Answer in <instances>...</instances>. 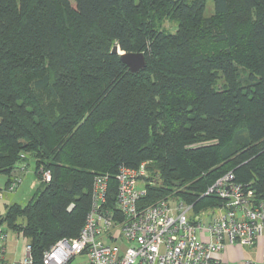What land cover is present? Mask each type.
<instances>
[{
  "label": "trees",
  "instance_id": "16d2710c",
  "mask_svg": "<svg viewBox=\"0 0 264 264\" xmlns=\"http://www.w3.org/2000/svg\"><path fill=\"white\" fill-rule=\"evenodd\" d=\"M115 45L145 67L130 72ZM28 157L50 178L0 226L27 238L31 264L78 234L95 175L111 203L120 165L146 162L144 204L214 209L205 192L230 171L264 199V0H0L6 189Z\"/></svg>",
  "mask_w": 264,
  "mask_h": 264
},
{
  "label": "built area",
  "instance_id": "2783aa9c",
  "mask_svg": "<svg viewBox=\"0 0 264 264\" xmlns=\"http://www.w3.org/2000/svg\"><path fill=\"white\" fill-rule=\"evenodd\" d=\"M20 171L12 172L7 190L17 187ZM40 177L47 181L50 172L42 171ZM148 177L146 162L136 167L120 165L113 200L108 203L110 177L95 175L90 208L78 234L56 240L43 252L42 263L229 264L216 256L226 245L251 246L257 242H261L264 262V199H256L254 189L236 181L231 171L205 192L218 196L220 204L198 212L178 195L142 203L146 184H153ZM5 240L0 226V264ZM33 260L27 241L18 264Z\"/></svg>",
  "mask_w": 264,
  "mask_h": 264
},
{
  "label": "crops",
  "instance_id": "0c3cea01",
  "mask_svg": "<svg viewBox=\"0 0 264 264\" xmlns=\"http://www.w3.org/2000/svg\"><path fill=\"white\" fill-rule=\"evenodd\" d=\"M20 182L13 191H8L6 189L8 176L4 173H0V215L5 211V207L8 203L16 202L19 204H24L32 195L34 188L37 185V176L34 172L33 167L27 165L26 169L19 172ZM23 190L25 201H20L18 193ZM27 197V198H26ZM6 233L5 250L3 261L4 263H18L23 254L24 244L28 241L23 234L15 232L11 229H5L2 227ZM218 258L228 262L229 264H264L261 261V242H257L251 246H236V245H226L223 250L217 253Z\"/></svg>",
  "mask_w": 264,
  "mask_h": 264
},
{
  "label": "water",
  "instance_id": "95a60500",
  "mask_svg": "<svg viewBox=\"0 0 264 264\" xmlns=\"http://www.w3.org/2000/svg\"><path fill=\"white\" fill-rule=\"evenodd\" d=\"M111 52L118 53L121 61L128 67V69L132 73H138L146 65L145 57L142 52L120 51L118 46L116 45L111 48Z\"/></svg>",
  "mask_w": 264,
  "mask_h": 264
},
{
  "label": "rangeland",
  "instance_id": "374dc122",
  "mask_svg": "<svg viewBox=\"0 0 264 264\" xmlns=\"http://www.w3.org/2000/svg\"><path fill=\"white\" fill-rule=\"evenodd\" d=\"M208 6H211V1H208ZM27 161H28L29 166H32L33 167V159L31 157H28V160ZM24 194L25 193L23 192V190H21L18 193V196H19L18 198H19L20 201H25V200L28 199L27 197H26L27 199H25ZM173 195H175V194H171L170 195V198H173Z\"/></svg>",
  "mask_w": 264,
  "mask_h": 264
}]
</instances>
